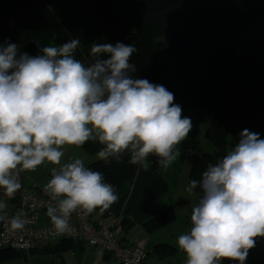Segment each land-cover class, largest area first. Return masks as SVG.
<instances>
[{
  "label": "clouds",
  "instance_id": "clouds-1",
  "mask_svg": "<svg viewBox=\"0 0 264 264\" xmlns=\"http://www.w3.org/2000/svg\"><path fill=\"white\" fill-rule=\"evenodd\" d=\"M79 39L42 46L40 54L21 52L17 43H0V221L8 219V200L22 188V172L51 164L45 191L55 205L46 216L54 234L71 231L70 217L79 210L103 214L118 200L115 186L101 172L74 158L61 163L65 146L88 141L103 147L102 161L167 170L180 156L178 145L193 124L182 115L165 86L134 78L137 49L130 43H94L91 61L75 58ZM202 194L192 207L188 232L176 239L186 264H245L256 238L264 237V138L243 129L235 145L217 163L191 181ZM23 214L8 219L10 231L22 230Z\"/></svg>",
  "mask_w": 264,
  "mask_h": 264
},
{
  "label": "trees",
  "instance_id": "trees-1",
  "mask_svg": "<svg viewBox=\"0 0 264 264\" xmlns=\"http://www.w3.org/2000/svg\"><path fill=\"white\" fill-rule=\"evenodd\" d=\"M7 17L20 23V51L33 56L54 39L60 44L79 39L74 55L87 65L94 43H130L137 49L130 61L136 67L134 78L165 86L182 110L204 106L211 116L205 136L212 150L193 154L192 181L227 154L229 135L247 128L264 138V52H257L258 35L245 50L235 43L264 18V0H0V43H6L2 31ZM82 147L95 155L102 145L88 141ZM187 151L180 148V154ZM129 159L125 154L120 163L97 158L89 163L118 196L103 214L96 209L90 215L119 216L116 228L121 231L134 225L151 231L172 222L176 215L167 181ZM155 249L161 261L175 252L167 242ZM29 251L0 247V262Z\"/></svg>",
  "mask_w": 264,
  "mask_h": 264
},
{
  "label": "rangeland",
  "instance_id": "rangeland-1",
  "mask_svg": "<svg viewBox=\"0 0 264 264\" xmlns=\"http://www.w3.org/2000/svg\"><path fill=\"white\" fill-rule=\"evenodd\" d=\"M256 35L259 36V44H258L257 52H264V18L252 24L247 30L241 33L235 39V43L240 50H245L248 47L249 40ZM119 42H123V41H119ZM59 44L60 43L58 42L57 39H54L50 43V45H59ZM182 115L191 118L193 127L187 139L182 141L181 144H179L177 147L179 151L181 147L186 148L188 151L186 153L180 154L177 160L173 162V164L167 170L161 168L155 162L156 161L155 157H149V160L151 161L149 169H152L158 172L160 175L163 176V178L168 183V186L171 192V197H172L171 204L173 205L175 209L176 217L172 222L164 224L161 227L149 233H146V234L144 233L146 236H148V238L151 237L149 238L150 243L146 245L150 249V250H147V253L150 254L151 251L152 252L154 251L153 245L155 242L169 241L170 243H172L171 245L175 248L174 250L175 252L172 254H169L166 257V259L171 261V264H176L178 261L186 259L184 253L178 250L176 246V239L179 235L188 232V230L190 229L191 227L190 215H191L192 207L198 202V198L202 194V191L199 188L193 189L191 193L187 191V188L189 187V184L192 181L189 178V170L192 164L193 152L202 154L204 151L212 150V143L205 136V127L209 123V120L211 117L210 112L204 106L198 105L196 107L182 110ZM234 136L235 135L231 137L233 139H232V142L230 143V148H232L239 139V137H237L236 139L234 138ZM260 138H263V137L260 135ZM193 142L195 143L194 148L191 147V144ZM228 151L229 150L227 148V152ZM72 152L74 153L75 156L76 155L81 156L87 167H89V162H88L89 158H90V161H93L96 159V154L91 155L87 151V149H85L82 146L79 147V149H77V147L75 146L72 147ZM210 165H214V164L211 163L208 165V167ZM48 175L50 176V174ZM38 194L40 195V192ZM19 196H17L15 202H13L14 204L18 206L20 205L22 201V198H19ZM165 201H168V200L166 199ZM141 228L143 227L134 225V226H131L128 230L122 231L121 233L122 234L123 232L130 233L136 237L135 240H138L142 238V233L144 232L142 231ZM154 231H158V232H154ZM55 239H52L50 242H52ZM141 241L139 240L137 243ZM50 242L46 243L45 245L49 244ZM39 248L40 247H35V249L33 248L34 252L40 251ZM68 252L69 251H65L64 254L62 253L65 256V260L67 262L71 261L72 259V256L70 254H67ZM101 262L102 260L100 259V263H97V264H101ZM155 262L156 260L153 259L151 255H148L146 259V263L153 264ZM246 262L247 264H252L249 259L248 261L246 260ZM162 264H169V261H164Z\"/></svg>",
  "mask_w": 264,
  "mask_h": 264
},
{
  "label": "built area",
  "instance_id": "built-area-1",
  "mask_svg": "<svg viewBox=\"0 0 264 264\" xmlns=\"http://www.w3.org/2000/svg\"><path fill=\"white\" fill-rule=\"evenodd\" d=\"M19 198H22L20 205L15 204L13 213L7 217L10 219L22 213L27 223L22 230L10 231L8 219L0 221V247L29 251L55 238H69L92 246L100 257L107 255V259L103 258L101 264H147L148 254L144 242L124 244L120 241L116 233L119 216L93 218L90 214L84 215L77 210L70 217L71 231L56 236L52 223L46 216L47 207L55 205L56 201L51 199L45 188L31 187ZM178 264H186V259ZM222 264L237 262L223 259Z\"/></svg>",
  "mask_w": 264,
  "mask_h": 264
},
{
  "label": "crops",
  "instance_id": "crops-1",
  "mask_svg": "<svg viewBox=\"0 0 264 264\" xmlns=\"http://www.w3.org/2000/svg\"><path fill=\"white\" fill-rule=\"evenodd\" d=\"M20 23L15 22L14 20L10 19L7 17L5 19L4 23V28H3V38L5 39L6 42H11V43H16L17 37L19 35V30H20ZM206 128V127H205ZM247 129V128H245ZM233 135H229L227 138V148L228 150H231L230 148V143L232 142L231 138ZM239 135L234 136V138L237 139ZM72 147L71 145L65 146L64 148V159L62 158L61 163L70 162L74 158H81L79 155H74L72 152ZM71 149V151H70ZM79 149V148H77ZM191 153V152H190ZM193 154H199V153H193ZM194 158V156H193ZM193 160V159H192ZM88 162L90 163V158L88 159ZM53 167V165L45 163L41 166H39L36 171L34 172H22L20 175V181L22 184V188L16 193L15 197L23 194L25 191H27L29 188L38 186V187H43L45 188L46 183L50 179V168ZM150 168V167H149ZM190 178V177H189ZM0 199H6L3 196L2 190H0ZM8 203V208L6 209L7 216L11 215L14 211V203L11 200L7 201ZM185 215V214H184ZM186 216V215H185ZM159 228V227H158ZM142 231V238L135 240L136 237L130 233H121V228H118L116 230L117 235L119 238H121L122 242H125L126 244H132V243H137L139 240L141 242L145 243L146 250H150L148 245L150 243L151 237L148 238L146 236V233H149L151 231H146L145 229L141 228ZM157 229V228H156ZM155 230V229H154ZM158 232V231H154ZM145 233V234H144ZM163 242V241H162ZM169 244V241H164ZM157 243H161V241H157L153 245V252L151 251L150 254L153 259L156 260L155 263L153 264H162L164 261H169V264H171V261L166 259L164 257V261L159 260L156 257V250L155 245ZM46 247V246H45ZM65 251H69L67 254H70L72 256L71 261L67 262L65 260V256L63 255ZM63 253V254H62ZM186 258V257H185ZM100 259L102 260L103 257H100L94 250V248L84 242H76L72 239L69 238H56L52 242H50L47 245V248L40 250V251H29L27 252L26 256H17L9 260H5L0 262V264H97L100 263ZM248 259L252 264H264V237H258L256 238V244L255 247L249 250L248 256H247V261ZM182 261V260H181ZM178 261L176 264H178ZM247 264V262H246Z\"/></svg>",
  "mask_w": 264,
  "mask_h": 264
}]
</instances>
